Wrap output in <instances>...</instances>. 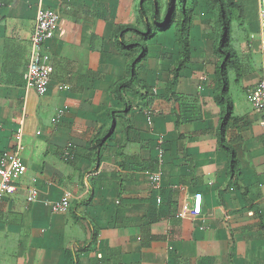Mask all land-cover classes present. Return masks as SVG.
<instances>
[{"label": "crops", "instance_id": "crops-1", "mask_svg": "<svg viewBox=\"0 0 264 264\" xmlns=\"http://www.w3.org/2000/svg\"><path fill=\"white\" fill-rule=\"evenodd\" d=\"M0 4V155L20 143L27 166L0 210V264H264V128L248 98L264 74L259 0L257 36L237 50L229 39L233 113L225 140L235 153L232 171L218 135L225 56L212 31L213 0H186L191 58L176 79L177 24L152 26L138 83L124 88L128 104L118 85L133 75L146 38L140 8L151 20L152 0ZM160 7L163 17L166 0ZM39 8L55 10L61 25L42 52L53 66L44 95L23 79ZM126 26L135 29L124 33L123 46ZM110 129L97 150L95 141ZM155 172L159 188L149 179ZM32 186L38 196L27 202ZM196 193L201 215L178 216ZM66 194L68 211L53 212L49 204Z\"/></svg>", "mask_w": 264, "mask_h": 264}, {"label": "built area", "instance_id": "built-area-1", "mask_svg": "<svg viewBox=\"0 0 264 264\" xmlns=\"http://www.w3.org/2000/svg\"><path fill=\"white\" fill-rule=\"evenodd\" d=\"M1 5V4H0ZM259 17L261 26V50L264 51V0H259ZM61 29L59 14L50 8H39L36 13L34 27L30 36V52L28 63L23 75L25 87L34 90L39 95L47 93L53 73L51 64L42 62V52L46 42ZM253 37V36H251ZM250 104L254 112L260 114L262 119L260 125L264 128V74L261 76L255 89L248 95ZM58 111L57 118L62 115ZM162 152L160 154V159ZM70 159V154L65 153L63 160ZM27 166L21 156L20 143L13 150H8L0 155V210L5 197L13 194L16 190V182L26 173ZM149 179L154 187L159 188L161 174L155 172L150 174ZM38 196V189L32 186L27 195V202H33ZM192 204L184 203L178 216L183 218H196L201 215L202 195L196 193L190 196ZM157 201L160 203L161 198ZM50 209L55 213H65L70 207L68 194L63 195L58 201L49 204Z\"/></svg>", "mask_w": 264, "mask_h": 264}, {"label": "trees", "instance_id": "trees-1", "mask_svg": "<svg viewBox=\"0 0 264 264\" xmlns=\"http://www.w3.org/2000/svg\"><path fill=\"white\" fill-rule=\"evenodd\" d=\"M220 2L219 8V21L221 26V35L218 41L217 49L223 56H225L223 60V64L219 69V80H220V88H219V97L225 102V111L221 116L220 127H219V141L220 145L223 148H226L230 153V166L231 171L235 166L236 159L234 150L225 140V130L227 121L232 117L233 103L227 93L228 90V78H227V66L229 59L232 57V51L229 45L230 39V19L227 15L226 9L229 7L239 8L240 12H243L242 6L240 5L238 0H218ZM152 19L149 20L146 15L145 8L141 5L140 14L144 20V24L146 26V30L144 33V41L142 43H138L141 47V52L134 58L131 63V71L133 75L130 77L128 81H122L118 85V95L122 98L123 102L128 104L126 99L124 88L129 85L131 82H137L138 78L136 76L135 70L137 64L141 60H143L148 53V46L146 44V40L151 38L156 31L153 29V25L159 23V30L165 31L168 30L172 24H177V43L179 46V58L174 65V79H176L179 75V72L184 68L186 64L190 62L191 51H190V29L192 26V7H188L186 5V0H166L165 14L161 17V7L160 0H152ZM135 29L133 26H126L120 28L121 44L123 46H128V44L124 41L123 36L124 33L128 30ZM112 132V129L108 130L107 133L98 138L95 141L96 149H101L105 140L109 137V133Z\"/></svg>", "mask_w": 264, "mask_h": 264}, {"label": "rangeland", "instance_id": "rangeland-1", "mask_svg": "<svg viewBox=\"0 0 264 264\" xmlns=\"http://www.w3.org/2000/svg\"><path fill=\"white\" fill-rule=\"evenodd\" d=\"M213 1L215 2L216 11L212 22V26H213L212 31L219 41L222 31L219 21V14H218L219 4L217 0H213ZM241 1H243L246 8L245 17L240 16L241 12L237 7L236 8L229 7L226 9L227 15L231 22L230 43H231V47L236 50L238 49V45L240 46L242 42L250 36V34H254V36L255 35L257 36L258 28H259L258 22L256 20L257 18H256V10H255L256 8L254 7V0H241ZM164 14H165V9L163 15ZM145 30H146V26L144 24V31Z\"/></svg>", "mask_w": 264, "mask_h": 264}]
</instances>
